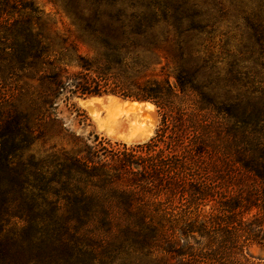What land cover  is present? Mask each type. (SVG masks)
<instances>
[{"label": "trees", "instance_id": "1", "mask_svg": "<svg viewBox=\"0 0 264 264\" xmlns=\"http://www.w3.org/2000/svg\"><path fill=\"white\" fill-rule=\"evenodd\" d=\"M147 8L134 15L146 25L75 33L74 41L96 54L90 61L76 56L79 71L64 83L58 80L64 69L45 55L43 31H33L31 18L13 21L11 43L3 47L12 70L17 64L28 72L38 62L53 70L43 78L57 91L67 88L69 97L150 102L159 124L144 143H113L118 151L94 137L79 154L36 158L28 151L40 135L26 114L10 109L0 122V264H124L138 253H157L162 264H264L247 252L264 246V102L218 101L212 80L200 79L201 67L182 69L176 37L177 69L161 68L156 77L142 55L154 54V44L141 47L135 38L168 16ZM10 10L0 0V19L12 18ZM67 34L63 51H76ZM228 162L238 176L226 182Z\"/></svg>", "mask_w": 264, "mask_h": 264}, {"label": "rangeland", "instance_id": "2", "mask_svg": "<svg viewBox=\"0 0 264 264\" xmlns=\"http://www.w3.org/2000/svg\"><path fill=\"white\" fill-rule=\"evenodd\" d=\"M241 1L239 5L233 0H115L111 3L102 0H7L12 18L3 16L0 19V122L10 109L26 114L40 135L28 151L36 158L60 151L79 154L94 137L110 141L96 130L87 113L78 106L77 99L82 97H69L67 88L57 91L43 78L44 70L53 72L51 67L37 62L28 72L19 71L17 64L12 70L7 49L4 51L3 47L11 43L13 21L24 22L31 18L33 31L42 30L47 38L45 55L48 61L64 69L58 75L59 82L64 83L69 75L79 71L76 56L90 61L96 54L87 43L74 41L75 33L84 28L118 33L122 27L128 31L139 24L146 25L134 15L146 12L147 7H159L168 16L164 20L157 18L159 21L154 22L153 29L143 38H135L141 47L154 44V54L142 55L156 77L161 75V68L167 73L177 69L172 49L177 38L183 54L182 69L192 72L194 67H201L199 77L212 80L211 92L218 101L227 99L228 105L245 106L254 102L261 105L264 102V0ZM176 23H179V36L173 29ZM67 32L72 34L67 42L76 45V51H63L66 46L60 38L68 36ZM72 104L76 108L73 109ZM158 124L159 118L155 131ZM110 142V145L103 144L107 150H121L113 144L118 142ZM231 153L234 147L228 138V154ZM229 169L233 166L228 162V168L222 169L226 182L238 176L237 170L232 176ZM209 208L203 212H208ZM247 252L254 260L264 261V246L253 245ZM159 257L157 253L146 257L138 253L124 264H162Z\"/></svg>", "mask_w": 264, "mask_h": 264}, {"label": "bare ground", "instance_id": "3", "mask_svg": "<svg viewBox=\"0 0 264 264\" xmlns=\"http://www.w3.org/2000/svg\"><path fill=\"white\" fill-rule=\"evenodd\" d=\"M96 130L111 141L136 145L154 134L158 116L151 103L124 101L112 96L77 99Z\"/></svg>", "mask_w": 264, "mask_h": 264}, {"label": "water", "instance_id": "4", "mask_svg": "<svg viewBox=\"0 0 264 264\" xmlns=\"http://www.w3.org/2000/svg\"><path fill=\"white\" fill-rule=\"evenodd\" d=\"M102 96H112V97H115V98H118V99H121V100H124V101H134V102H144V103H150V102H146V101H136V100H131V99H123L121 97H118V96H115V95H110V94H103V95H99V96H85V97H82L81 99L84 100V99H87V98H91V97H102Z\"/></svg>", "mask_w": 264, "mask_h": 264}]
</instances>
